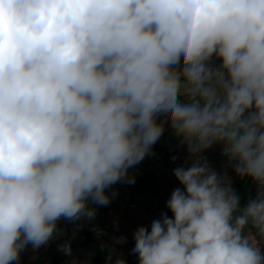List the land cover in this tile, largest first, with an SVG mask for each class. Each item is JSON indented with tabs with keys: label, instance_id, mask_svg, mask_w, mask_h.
I'll use <instances>...</instances> for the list:
<instances>
[{
	"label": "clouds",
	"instance_id": "1",
	"mask_svg": "<svg viewBox=\"0 0 264 264\" xmlns=\"http://www.w3.org/2000/svg\"><path fill=\"white\" fill-rule=\"evenodd\" d=\"M166 131L180 187L134 229L138 264H264V0H0V264L61 239L81 264L78 231Z\"/></svg>",
	"mask_w": 264,
	"mask_h": 264
},
{
	"label": "crops",
	"instance_id": "2",
	"mask_svg": "<svg viewBox=\"0 0 264 264\" xmlns=\"http://www.w3.org/2000/svg\"><path fill=\"white\" fill-rule=\"evenodd\" d=\"M153 152L154 155L130 169V174L136 177L135 183L115 185L114 188L118 191L116 198L108 206L99 207L95 220L86 223L78 231L72 241V248L81 264H90L91 258L101 251V243L111 244L119 236H126L127 243L117 245L118 251L124 254L128 264H138L137 258L131 254L134 246L133 231L141 224L148 226L150 230L151 221L158 219L162 212H168L165 203L172 190L180 187L172 172L174 168L183 165L186 156V149L168 131L154 145ZM204 155L217 171H221L226 163L220 155L219 147L214 146ZM173 157H176L175 161ZM228 175L237 192L242 195L254 193L250 181L236 177L231 169L228 170ZM168 214L171 216L170 212ZM60 226L66 227L67 234L71 235L74 225L61 221ZM94 228H98L103 235L97 237ZM61 242L62 239L53 241L37 251L29 246L21 254L19 264H66L69 258L57 250V245Z\"/></svg>",
	"mask_w": 264,
	"mask_h": 264
},
{
	"label": "trees",
	"instance_id": "3",
	"mask_svg": "<svg viewBox=\"0 0 264 264\" xmlns=\"http://www.w3.org/2000/svg\"><path fill=\"white\" fill-rule=\"evenodd\" d=\"M246 198V195H245ZM105 253L100 251L97 255L91 258L90 264H104Z\"/></svg>",
	"mask_w": 264,
	"mask_h": 264
}]
</instances>
